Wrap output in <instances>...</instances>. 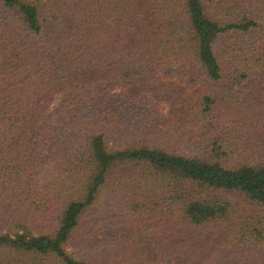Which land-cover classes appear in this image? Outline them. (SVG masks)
I'll return each mask as SVG.
<instances>
[{
  "label": "trees",
  "instance_id": "trees-1",
  "mask_svg": "<svg viewBox=\"0 0 264 264\" xmlns=\"http://www.w3.org/2000/svg\"><path fill=\"white\" fill-rule=\"evenodd\" d=\"M0 264H264V0H0Z\"/></svg>",
  "mask_w": 264,
  "mask_h": 264
},
{
  "label": "rangeland",
  "instance_id": "rangeland-1",
  "mask_svg": "<svg viewBox=\"0 0 264 264\" xmlns=\"http://www.w3.org/2000/svg\"><path fill=\"white\" fill-rule=\"evenodd\" d=\"M142 105H145V107L149 109V111L151 112V114L153 116V119H157V121L160 120V114L161 113L165 114L166 111H167V104L166 103H161L159 105H155V104H153L152 102L149 101V102H146L145 104H142ZM157 113H160V114H157ZM137 117L139 119H143L144 118L143 115L142 116H137ZM231 196H232V198L234 199V201L236 203L246 207L245 204L239 198H237V196H234V195H231ZM103 198H104V200L102 201V204H101L103 209H104V207H106V204H107L109 199H113V198L115 199V197H111L109 195V193H106V196H104ZM97 237H99V235ZM102 238H104V237H102V236L99 237V239H102Z\"/></svg>",
  "mask_w": 264,
  "mask_h": 264
}]
</instances>
